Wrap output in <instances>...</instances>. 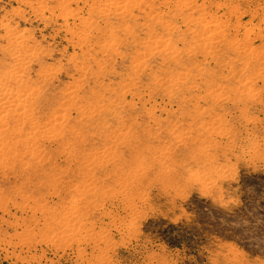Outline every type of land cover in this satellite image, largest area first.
I'll use <instances>...</instances> for the list:
<instances>
[{
	"label": "rangeland",
	"instance_id": "374dc122",
	"mask_svg": "<svg viewBox=\"0 0 264 264\" xmlns=\"http://www.w3.org/2000/svg\"><path fill=\"white\" fill-rule=\"evenodd\" d=\"M0 264H264V0H0Z\"/></svg>",
	"mask_w": 264,
	"mask_h": 264
},
{
	"label": "bare ground",
	"instance_id": "6f19581e",
	"mask_svg": "<svg viewBox=\"0 0 264 264\" xmlns=\"http://www.w3.org/2000/svg\"><path fill=\"white\" fill-rule=\"evenodd\" d=\"M131 1H133V0H131ZM137 2V1H136ZM132 3V2H131ZM147 3V2H146ZM64 4V3H63ZM109 4V3H108ZM148 4V3H147ZM191 4V3H190ZM137 5H138V3H137ZM67 6V5H66ZM93 6V5H92ZM188 6V5H187ZM151 7V6H150ZM66 9V8H65ZM189 9V8H188ZM99 10V9H98ZM113 12V11H112ZM107 13V12H106ZM132 13V12H131ZM61 17V16H60ZM72 17V16H71ZM130 18V17H129ZM90 19V18H89ZM154 22V21H153ZM204 23V22H203ZM175 24V23H174ZM212 25V24H211ZM99 28V27H98ZM205 28V27H204ZM173 29V28H172ZM205 31V30H204ZM218 36V35H217ZM170 37V36H169ZM195 37V36H194ZM86 38V37H85ZM158 38V37H157ZM215 38V37H214ZM163 39V38H162ZM209 39V38H208ZM210 41H212V40H210ZM215 41V40H214ZM217 41V40H216ZM83 42V41H82ZM164 42H167V41H164ZM201 42V41H200ZM146 43V42H145ZM228 43H230V42H228ZM139 45H140V43H138ZM163 44V43H162ZM196 44V43H195ZM198 44V43H197ZM149 45V44H148ZM164 45V44H163ZM153 46H155V45H153ZM185 46V45H184ZM200 46V45H199ZM144 47V46H143ZM159 47V46H158ZM166 47V46H165ZM164 47V48H165ZM168 47V46H167ZM166 47V48H167ZM170 47V46H169ZM201 47V46H200ZM216 47V46H215ZM215 47H213V48H215ZM114 48V47H113ZM161 48V50H162V47H160ZM207 48V47H206ZM88 49V48H87ZM168 50V49H167ZM242 50V49H241ZM157 51V50H156ZM193 51V50H192ZM131 52V51H130ZM150 52V51H149ZM178 52V51H177ZM50 54V53H49ZM148 54V53H147ZM173 54V53H172ZM175 54V53H174ZM17 55V54H16ZM141 55V54H140ZM200 55V54H199ZM19 56V55H18ZM142 56V55H141ZM20 57V56H19ZM254 58V57H253ZM144 59V58H143ZM187 60V59H186ZM253 60V59H252ZM86 61V60H85ZM104 62V61H103ZM132 64V63H131ZM136 65V64H135ZM138 66V65H137ZM142 66V65H141ZM194 66V65H193ZM84 68V67H83ZM136 68V67H135ZM138 68V67H137ZM79 69V68H78ZM93 69V68H92ZM105 69V68H104ZM208 69V68H207ZM45 71V70H44ZM60 72V71H59ZM153 72V71H152ZM211 74V73H210ZM222 75V74H221ZM17 77H18V75H16ZM72 76V75H71ZM168 76V75H167ZM187 78V77H186ZM209 78V77H208ZM184 79V78H183ZM159 80V79H158ZM175 80V79H174ZM5 81V80H4ZM239 81H240V79H239ZM122 82V81H121ZM78 84V83H77ZM168 84V83H167ZM174 85V84H173ZM245 85V84H244ZM78 87V86H77ZM129 88V87H128ZM235 88V87H234ZM248 88V87H247ZM99 89V88H98ZM246 91H248V90H246ZM2 93H3V91H2ZM15 93V92H14ZM221 94V93H220ZM261 94V93H260ZM70 95V94H69ZM126 95V94H125ZM8 96V95H7ZM19 96H20V94H19ZM15 97V96H14ZM28 97V96H27ZM236 97V96H235ZM7 98V97H6ZM17 98V97H16ZM238 98V97H237ZM102 99V98H101ZM13 100V99H12ZM115 100V99H114ZM198 102V101H197ZM11 103H12V101H11ZM92 103V102H91ZM102 103V102H101ZM10 104V103H9ZM16 104V103H15ZM23 104V103H22ZM69 105V104H68ZM20 107H22V106H20ZM109 107V106H108ZM24 108V107H23ZM101 108V107H100ZM23 110V109H22ZM28 110V109H27ZM108 110V109H107ZM22 112V111H21ZM101 112V111H100ZM64 113V112H63ZM29 114V113H28ZM31 114V113H30ZM61 113H59V115H60ZM58 115V116H59ZM4 116H5V114H4ZM134 118V117H133ZM54 123V122H53ZM31 124V123H30ZM6 127V126H5ZM15 127H17V126H15ZM59 128V127H58ZM55 129V128H54ZM122 129V128H121ZM27 131V130H26ZM53 131V130H52ZM119 131H121L120 130V128H119ZM125 131V130H124ZM123 131V132H124ZM38 132V131H37ZM31 133V132H30ZM4 134V133H3ZM59 134H60V132H59ZM117 134V133H116ZM54 136H56V135H54ZM52 137V136H51ZM126 137V136H125ZM17 139V138H16ZM33 141V140H32ZM6 144V143H5ZM111 149V148H110ZM66 151V150H65ZM115 154V153H114ZM144 155V154H143ZM106 158V157H105ZM105 163V162H104ZM121 168V167H120ZM124 169V168H123ZM140 170H141V168H140ZM130 176V175H129ZM136 181V180H135ZM140 181V180H139ZM88 193V192H87ZM81 208V207H80ZM56 209V208H55ZM55 214V213H54ZM72 214V213H71ZM82 225V224H81ZM84 227V226H83ZM89 229V228H88ZM64 233V232H63ZM76 235V234H75Z\"/></svg>",
	"mask_w": 264,
	"mask_h": 264
}]
</instances>
